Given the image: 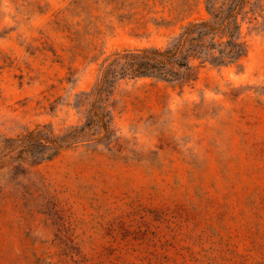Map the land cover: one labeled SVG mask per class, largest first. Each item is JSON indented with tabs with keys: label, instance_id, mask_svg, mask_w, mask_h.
Listing matches in <instances>:
<instances>
[{
	"label": "rangeland",
	"instance_id": "1",
	"mask_svg": "<svg viewBox=\"0 0 264 264\" xmlns=\"http://www.w3.org/2000/svg\"><path fill=\"white\" fill-rule=\"evenodd\" d=\"M209 17L205 0H0V264H264V0L238 9V64L110 68L83 94L105 58Z\"/></svg>",
	"mask_w": 264,
	"mask_h": 264
},
{
	"label": "trees",
	"instance_id": "2",
	"mask_svg": "<svg viewBox=\"0 0 264 264\" xmlns=\"http://www.w3.org/2000/svg\"><path fill=\"white\" fill-rule=\"evenodd\" d=\"M219 1L223 3L224 0H205L209 19L188 23L171 39L170 46L125 50L120 52L122 54L115 53L105 58L99 68L96 88L83 94L98 98L103 92L106 73L110 68L117 69L121 76H151L170 82H183L194 68L190 64L194 58L214 65L238 64L247 52V46L241 39L240 23L236 19L243 0H231L232 4L222 16L215 9ZM216 36L219 42L215 41ZM121 58L130 60L132 66L128 69L117 67Z\"/></svg>",
	"mask_w": 264,
	"mask_h": 264
}]
</instances>
